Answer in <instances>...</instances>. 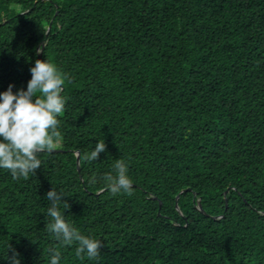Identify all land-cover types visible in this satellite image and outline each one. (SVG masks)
Instances as JSON below:
<instances>
[{"label": "trees", "instance_id": "16d2710c", "mask_svg": "<svg viewBox=\"0 0 264 264\" xmlns=\"http://www.w3.org/2000/svg\"><path fill=\"white\" fill-rule=\"evenodd\" d=\"M41 50L65 106L34 174L0 169V264H264V0H0V91ZM50 188L96 257L45 231Z\"/></svg>", "mask_w": 264, "mask_h": 264}, {"label": "clouds", "instance_id": "9594fccd", "mask_svg": "<svg viewBox=\"0 0 264 264\" xmlns=\"http://www.w3.org/2000/svg\"><path fill=\"white\" fill-rule=\"evenodd\" d=\"M30 79L25 89L12 91V85L0 91V169H5L13 180L34 174L41 166L38 153L51 150L54 147L53 137L57 135L58 116L64 111L65 98L62 76L57 67L47 58L37 59L29 68ZM105 151V144L95 142L84 154V160L95 161L98 154ZM114 175L104 177L106 187L112 193L127 192L130 179L126 174V164L116 159L112 165ZM90 183L96 178L90 177ZM63 193L50 188L45 193L48 202L44 214L49 218L44 229L56 238L61 247L75 243V255L83 254L91 259L98 255L100 241L91 236L79 233L63 215V210L69 205L62 200ZM6 245V251L9 250ZM3 255H0L2 258ZM8 264H20L18 254L14 249L6 257ZM60 252L55 248L48 250L47 264H59Z\"/></svg>", "mask_w": 264, "mask_h": 264}, {"label": "water", "instance_id": "95a60500", "mask_svg": "<svg viewBox=\"0 0 264 264\" xmlns=\"http://www.w3.org/2000/svg\"><path fill=\"white\" fill-rule=\"evenodd\" d=\"M38 58H39L40 60H42V50H41V52L39 53Z\"/></svg>", "mask_w": 264, "mask_h": 264}]
</instances>
